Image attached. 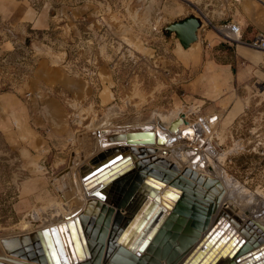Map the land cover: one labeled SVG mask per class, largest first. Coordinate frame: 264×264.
<instances>
[{"label": "crops", "instance_id": "crops-1", "mask_svg": "<svg viewBox=\"0 0 264 264\" xmlns=\"http://www.w3.org/2000/svg\"><path fill=\"white\" fill-rule=\"evenodd\" d=\"M190 15L197 16L202 26L197 41L183 49L172 39L174 35L165 36L162 28ZM225 23L239 26L240 40H226L217 30ZM72 37L80 42L89 38L88 41L98 43L99 50H93L97 47L94 45L75 52L80 59L95 58L99 64L97 74L80 72L81 76L70 77L62 64L53 63V58L66 57V45L74 41ZM114 38L137 48V54L131 52L126 57L137 55L135 58L144 59L133 62L137 65L135 72H130L131 66L126 61L110 62L119 59V54L99 44ZM263 38L264 0H0V61L16 54L26 55L30 50L33 63L37 62L33 73L38 75L37 87L53 81L62 90L71 91L74 122L90 126V133L95 136L101 128L146 129L140 126L136 129L137 124L145 121L130 123L131 117L143 112L167 87L173 94L167 103L158 102V111L167 105L178 108L181 102L178 104L174 98L181 91L180 101L190 107L204 106L207 112L220 114L218 128L224 132L239 116L246 99L264 86V51L255 46ZM121 55L126 59L124 53ZM2 68L0 65V132L11 134V121L18 115L16 108L21 102L3 91L7 74ZM243 91L246 98L240 97ZM52 102L53 107L64 106L59 96ZM180 114L184 113L176 111L165 116L173 119ZM184 116L185 125H194ZM209 121L206 118L198 122L207 131ZM63 131L56 125L46 137L35 139L31 131L22 136L36 140V156H45L51 150L49 139L64 138ZM23 164L26 168L31 166L30 172H34L33 164ZM32 180L29 177L21 184L15 215L27 213L39 202L32 186L28 188ZM41 189L38 193L45 200H54L48 189L43 192Z\"/></svg>", "mask_w": 264, "mask_h": 264}, {"label": "rangeland", "instance_id": "rangeland-1", "mask_svg": "<svg viewBox=\"0 0 264 264\" xmlns=\"http://www.w3.org/2000/svg\"><path fill=\"white\" fill-rule=\"evenodd\" d=\"M72 39L74 40L73 42H67L66 57L60 60L53 58V63L56 65L59 63L62 64L65 67L67 75L70 77L81 76V74H97L99 69L98 61L95 58L88 57L80 59L75 52L86 51L91 46H97L98 43L88 41L89 38H83L81 42L77 38L72 37ZM23 44L27 45L28 42H23ZM99 44L101 46L105 45L106 50L108 49L119 54V59H111L110 62L113 61L114 64L121 61L128 62L131 66V73L135 72L137 66L136 64L133 65V62L144 61L143 58H135L137 55H130L131 58L126 57L131 52L137 54L135 51L137 48L133 47L134 45L132 43H126L114 38L113 40L108 39L105 42H99ZM93 50H99V47L97 46ZM123 53L126 59H123L121 55ZM31 54L29 50L26 55L16 54L11 58L0 61V65L4 67L2 70L7 74L3 91H8L12 95H15L17 100L21 102L16 108L18 115L11 121L12 133L0 132V239L12 235L19 236L25 234V232L29 233L28 231H33L32 229L35 227L45 226L60 220V215L61 217H65V214L71 216L81 207L82 203L80 198L76 199L74 194V196L70 195L71 192H77L74 179L78 183H86L80 176L82 172L81 168L83 165L88 166V161L102 152L99 151L101 147L100 136H97L100 135L102 130H107L101 128L96 132L95 136V133L94 135L90 133V126H79L74 122V108L71 105L73 94L71 91L62 90V86L55 84L53 81L42 83L40 88H38V75L33 74L37 62H35L36 64L33 63L34 60L32 61ZM159 60L164 61L162 58ZM33 64L35 65L33 66ZM40 70L43 71L42 69ZM80 72L82 73L80 74ZM169 88H163L160 91L161 95L156 96L153 102L144 108L143 112L131 117L130 123L145 121L142 124H137V126H147L150 122H154L157 117L170 119L165 115L176 111L178 113H184L187 121L191 124L199 125L201 122L198 121L202 119L206 120V118L210 119L207 124L208 126L205 127L207 131L204 129L205 134L200 126L202 131L201 135H203L201 139H198V137V140L194 138L191 143L183 144L184 147L181 144L182 151L185 154L188 152V159H194V157L201 155L200 157L204 159L206 169L208 170L202 169L205 175L218 178V175L215 174L216 168L218 167V169L222 168L223 175L226 176L225 178L228 181H234L233 193L229 194L223 204L229 205L232 203L235 205L236 208H234L241 212L240 218H242V221L251 220L254 214L251 212L253 211L262 210L260 212H263L264 95L262 94V90L264 91V89L262 87L259 88L251 99H246L239 116L235 118L228 129L224 132H219L218 127L221 115L207 112L204 106L195 109L190 107L184 101H180L183 98L181 91H178L177 98H174L177 99L178 104L181 102L178 108L174 109L173 106L167 105L161 107L163 108L162 111H158L157 108H160L158 102L167 103L170 100V95L173 94V92H169ZM57 96L62 98L61 103L64 106H57L58 108L53 107L52 100L57 99ZM240 97L246 98V92H240ZM46 122L51 124H47ZM56 125L64 129V138L49 139L51 148L49 154L36 156L38 152L35 150L36 140H27L22 134L26 131H31L35 139L42 135L46 137L48 132L52 130V127L54 129L56 128ZM130 125V127H135L132 124ZM59 135L61 137V134ZM31 141H33V144L30 145ZM171 147L165 148L168 151L166 153L163 152L162 157L165 159L171 157L170 150L173 148ZM26 150L32 154L27 153ZM180 161L183 165L188 163L187 161L185 163L184 160ZM23 163L33 164L34 172H30L31 166L26 168ZM29 177H32L33 180L28 183V188L32 186L36 192L35 199L39 202L28 210L27 213H23V215L18 213V215H15L13 210L14 205L20 197L21 184ZM38 177L41 179H38ZM236 187L240 189V192H237L238 189ZM40 189L42 192L48 189L51 198L54 200L49 202L45 200L38 193ZM58 190L60 193H58ZM15 193L16 195H13ZM54 204V209L50 208ZM48 208L53 209L52 211L56 213L53 212L52 214ZM248 208L252 211L250 212ZM70 213L72 214L70 215ZM234 213L238 215L237 212ZM34 214H36L37 218H33L34 216L32 215ZM33 221L34 225L29 226V222Z\"/></svg>", "mask_w": 264, "mask_h": 264}, {"label": "water", "instance_id": "water-1", "mask_svg": "<svg viewBox=\"0 0 264 264\" xmlns=\"http://www.w3.org/2000/svg\"><path fill=\"white\" fill-rule=\"evenodd\" d=\"M201 26V20L195 15H190L181 20L166 23L162 28V32L167 37H171L173 34L172 39L177 41L183 49H187L197 41V34ZM183 123L186 124L187 122L184 114H180L170 123L169 132L178 133V127ZM159 126L162 127L160 123ZM100 133L103 134V131ZM116 133L110 132L109 134ZM153 136L151 131L131 129L127 130L124 136H118L113 144L117 142L125 143L127 145L125 150L132 151V146L136 144L153 143ZM142 149L141 151H144V148ZM122 156L120 151H116L114 156L111 155L106 159L104 158V160L99 155L98 158L93 160V168L85 171L84 180L86 184H90V187L96 184L100 185L99 190L101 192L94 191L95 196L104 198L102 194L106 191L103 189L108 188L132 169L130 157L127 156L122 159ZM179 180H183V178L180 177ZM147 181H154L158 185L168 183L167 187L173 190L181 188L178 181L170 183L168 182L169 177L157 174L154 171L148 172L144 184H147ZM153 188L156 189V187ZM184 190H186V194L175 208L171 218L166 217L170 214L168 211L163 214L167 204L162 203L165 208H157L153 218L147 224L145 221L148 209L136 222V225L133 224V221L137 220L139 210L145 207L146 202H144L137 213L126 219L112 239L113 243H118L126 235L122 244L123 247L118 250L119 255L115 256L116 260L123 264H143L144 259L140 260L138 255L148 247V252L151 254L148 258L150 264H158L159 259L166 260L168 264L172 262L177 264L179 251L186 249L195 239L194 237L190 238L182 235L178 239L179 247L174 248L170 243L176 238L175 234L170 231L172 227L176 228L179 226L178 224H184L185 219L188 218L185 233L195 236L207 227L215 210V205L207 204L201 196L194 195L189 188ZM147 198L158 200L153 190H149ZM99 207L106 208L95 198L90 199L84 209V214H94ZM111 212L112 209L108 208L106 217L98 219L94 225H91L92 220L88 222L86 217L79 215L28 234L4 238L1 240V244L9 255L37 264H102L101 260L108 235ZM100 223H102L101 226ZM227 228V223L222 222L221 217L218 216L212 227L198 242L183 264H215L221 257L228 256L232 258L239 250V254H242L241 259H246L249 264H262L264 261L261 259L264 256L262 248H256L257 243L252 240L245 243V240H241L234 230ZM151 239H154V243L149 246ZM123 255L124 257H122ZM238 260L240 261V259Z\"/></svg>", "mask_w": 264, "mask_h": 264}, {"label": "bare ground", "instance_id": "bare-ground-1", "mask_svg": "<svg viewBox=\"0 0 264 264\" xmlns=\"http://www.w3.org/2000/svg\"><path fill=\"white\" fill-rule=\"evenodd\" d=\"M176 118L177 117H174L173 119H166V118L163 119L162 117L161 118L159 117V119L155 120L154 122L152 123L150 122L149 125L142 126L146 128V129H142V131L153 132L154 135L153 143H149V144L146 143V145L136 144L135 146H132L133 149L132 151L125 150V147L127 146L125 143L122 144L117 142L116 144H113L117 140L118 136L121 137L126 134L127 131L126 129L102 130L103 134L100 133V135L97 136V137L100 136L99 138L101 142V147L99 148V151L102 152L98 154L96 157L91 158L88 161V166L86 165L82 166L81 168L82 172L80 176L83 178V181H85L84 180V176L86 175L85 171L87 169L93 168L94 166L93 160L98 158L99 155L101 156L102 160H104V158L106 159L111 155L114 156L116 151H120V153L123 155L122 159L127 156L130 157V164L132 166V169L129 172H127L125 175H123L121 178L113 182L108 188L103 189L106 191L104 194L101 193L102 195H104V198L95 196L93 193L96 190H98L99 193L101 192L99 190L100 187L99 184L90 187V184H86L84 182H83L84 184L78 183V181H76V179L73 178L76 184L77 192L75 193L71 192L70 195L72 196L75 195L76 199L80 198L82 203L81 207L74 214H72L74 211L70 213V215L72 214L71 216H68L64 213L65 215L64 214L63 215L65 217H61V215L59 214V212L61 211L60 210L59 212H57L60 215L59 216L61 218L60 220L45 226L35 227L32 230L35 231L43 227H48L50 225H54L65 220L72 219L79 215H83L84 217H86L88 222L92 220L91 225H94L97 223L98 219L100 218L104 219L106 217V215L108 214V208L112 209L109 226H108V235L106 238L101 263L123 264L118 260H116L115 256L119 255L118 250L123 247L122 244L125 240L126 235H124L118 243L116 242L113 243L112 239L114 237V234L124 224L126 219H128L130 215L137 213L142 203L144 202H146L145 207L139 210L138 217L136 218L137 220H134L133 224L136 225V222L141 218V216H143V214H145L144 212L147 211L148 209L149 211H148V215H146V221H145V223L147 224L149 220L153 218L157 208L159 207L165 208L162 203L167 204V208H165L164 210L165 212H163V214H165L168 211L170 214L168 216L166 215V217L171 218L172 215L174 214L173 212L175 208L186 194V190L184 189L189 188L194 193V195L196 194L197 196L198 195L201 196L204 199L203 201L206 202L207 204L215 205V210L211 215L207 227L203 231L197 233V235L195 236L189 233H185V226L188 225V218L185 219L186 221L184 222V224L180 223L178 224L179 225L178 227L176 228L172 227L170 231H172V233L175 234L176 238L175 240L170 241V243L174 248L179 247L178 239L182 235L186 237L188 236L190 238L194 237L195 239V241L192 244H190L186 249L179 251V260H177V264H183V262L192 252V250L196 247L198 242L206 235V233L212 227L213 223L215 222L218 216L221 217L222 222L227 223V227H228L227 229L234 230V232L239 235L241 240H245V243H248L250 240H252L257 243L256 248L261 247L262 250L264 251V211L260 212L262 210L259 211L256 209L257 211L251 212L252 210L248 208L250 212L254 214L252 215L251 220L248 219L246 221L244 219L246 221L245 222L242 221V218H240L241 212L235 209L236 208L235 205H233L232 203H230L229 205L223 204V202L227 200L229 194L233 193L234 181L233 182L228 181V179L225 178L226 176L223 175L222 168L218 169V167L216 168V172H215V174L218 175V178L209 177L205 175L202 169L206 171L208 170L206 169L204 159L200 157L201 155L199 156L200 158L193 156L194 159L193 158L188 159L189 158L187 155L188 152L185 154V152L182 151L181 149L182 145L191 143L194 140V138L197 139V137L198 139H201V137L203 136L201 135V132L204 131V129L201 131L200 125L197 124H194L192 126H187L183 123L178 127L179 129L178 133L174 134L173 132H169L170 123ZM159 123L162 125V127L159 126ZM137 128L138 126L136 127V129ZM110 132H117V133L109 134ZM203 133L205 134V131ZM169 146L173 147V148L171 147L172 148L170 150L171 153L169 152L172 155L171 157H169V159H165L164 157H162L163 152L166 153L168 150L166 151L165 148ZM142 148H144L145 152L141 151L143 150ZM180 160H184L185 163L187 161L188 163L183 165ZM150 171L151 172L154 171L157 174L160 175L162 174L163 176L169 177L168 182L170 183L178 181V183L181 184V188H178L177 190H173L172 188L167 187L168 183H166L165 185H158L154 181H147L148 183L144 184V180L146 179V176ZM180 177H182L183 180H179ZM153 187H156V189H154ZM236 189H238V187H236ZM149 190H153L155 192V195L158 197V200L155 198H149V199L147 198ZM239 190L240 189H238L237 192H240ZM93 198L101 202V204L106 208L99 207L97 208V211H95L94 214L91 213L84 214V209L87 205L88 200ZM223 205H225V207H223ZM54 206L55 204L53 205V207L51 206L50 208L54 209ZM53 209H50L52 214L54 212L52 211ZM234 212H237L238 215H236ZM34 213L36 212L34 211ZM32 216H34L33 218H35L36 214ZM28 225L33 226L34 221L29 222ZM99 225L101 226L102 223H100ZM163 227L164 225L162 226V228ZM189 229L191 230V228ZM28 232L30 233L32 231L29 230ZM25 234L28 233L25 232ZM13 236H17V235H12L5 238H11ZM1 240L2 239H0V264H37L26 260H21L17 257H13L9 255L8 253L5 252L1 244ZM153 243H154V239H151V241L149 242V246L152 245ZM239 252L240 250L232 258H229L228 256L221 257L218 259V261L215 264H249V262L246 261V259H241L242 257L240 256L242 254L241 253L239 254ZM150 256L151 254H149L147 247L143 252L139 253L138 258L140 260L144 259L143 264H150L148 259ZM122 257H124V255ZM238 259H240V261ZM261 259L264 260V256ZM158 264H168V263L164 259H159ZM169 264H173V262ZM262 264H264V261Z\"/></svg>", "mask_w": 264, "mask_h": 264}, {"label": "built area", "instance_id": "built-area-1", "mask_svg": "<svg viewBox=\"0 0 264 264\" xmlns=\"http://www.w3.org/2000/svg\"><path fill=\"white\" fill-rule=\"evenodd\" d=\"M217 30L221 34H223L226 40L233 41V42L240 40V28L236 24L225 23V24L220 25ZM255 46L264 51V38L258 40ZM261 87L264 88V86H261Z\"/></svg>", "mask_w": 264, "mask_h": 264}]
</instances>
